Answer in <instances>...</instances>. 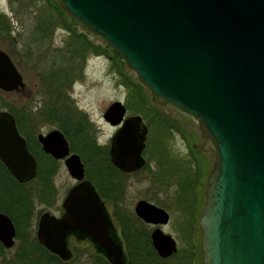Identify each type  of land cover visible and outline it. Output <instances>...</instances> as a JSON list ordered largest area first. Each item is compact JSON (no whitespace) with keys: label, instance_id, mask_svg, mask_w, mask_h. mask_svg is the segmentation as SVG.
<instances>
[{"label":"water","instance_id":"water-1","mask_svg":"<svg viewBox=\"0 0 264 264\" xmlns=\"http://www.w3.org/2000/svg\"><path fill=\"white\" fill-rule=\"evenodd\" d=\"M82 28L115 50L156 103H169L196 119L213 144L215 163L206 182L198 224L202 264H264V0H57ZM23 77L0 47V90L23 89ZM120 100L103 118L119 125L109 139L110 161L124 172L143 165L147 126L125 116ZM125 116V117H124ZM42 150L63 159L76 180L62 200L64 211L40 214L37 240L62 259L70 256L68 233L89 236L110 264L125 256L103 201L84 178L78 153L59 128L37 133ZM0 161L18 182L37 172L35 156L11 112L0 109ZM143 221L167 223L168 212L138 199ZM15 226L0 211V240L14 243ZM152 246L161 257L177 249L155 227Z\"/></svg>","mask_w":264,"mask_h":264},{"label":"rangeland","instance_id":"rangeland-1","mask_svg":"<svg viewBox=\"0 0 264 264\" xmlns=\"http://www.w3.org/2000/svg\"><path fill=\"white\" fill-rule=\"evenodd\" d=\"M52 4L53 0H0V13L11 25L9 33L5 30L0 32V47L9 54L25 82L22 90L9 92L0 90V109L7 110V106H9L19 114L30 112L34 118L38 117L46 100L40 74L50 67V62L54 60L53 57H56L58 50L60 55L65 53L69 30L70 33L74 31L73 33L84 35L93 46L99 48V51L94 50L88 55L86 53L87 57L83 61L81 77H77L70 83V87H66L69 100L73 107L82 112L86 121L91 124V133L94 134L97 144L108 146L109 138L116 130V126L109 124L103 118V112L115 100H120L126 106L130 89L121 82L122 76L127 77L131 83L137 84L136 88L139 87L138 83L140 82L135 72L126 65L122 57L119 55L124 63L113 55L111 48L100 36L82 28L63 9L66 13L63 16L69 23V30L60 25H54L48 37H41L39 40L40 33L36 28L37 20L40 17H47ZM54 12L57 11L54 10ZM68 18L73 19L76 23L70 22ZM38 44H43L42 48L45 46L49 48L48 56L43 60L37 61V59V64H35L32 62L35 59V54L31 56L32 60L29 53H35ZM77 62L79 65L82 64L80 61ZM114 65L117 66L114 67ZM141 85L139 92L144 99L145 109L137 110L132 103V107L126 106L125 115L138 114L148 128L142 150L144 158L142 169L123 175L125 186L122 191H116L119 196V199L115 198L117 203L111 197L100 196L98 190H95L103 201L122 247L127 248L117 217L129 219L137 227L141 226V222L135 218L133 206L138 199H145L163 207L169 213V221L161 228L173 236L178 250H183L190 246L192 240L196 242L200 240V231L193 227L188 236V230L183 228L185 219L182 218L183 211L180 208L187 207L188 214L191 213L193 209L189 208V202L192 204L193 199L197 197V204L200 199L197 215L199 214L205 198L206 180L215 163L214 147L212 142L201 133L196 119L169 103L154 102L149 90L143 84ZM52 128H59L56 122L39 119L36 121V125L30 126L27 131L28 133L32 132L36 138L37 133H46ZM158 155L163 161L159 160ZM80 158L85 169H89L93 183H95L96 161L92 157L86 160L80 155ZM161 163L168 168L169 174L162 175ZM114 175L113 173L110 177ZM51 182L53 192L47 194L50 205H46L47 202L39 200L34 194L33 190L37 186L36 180H32L23 187L25 191L31 192L30 226L21 227L19 235L22 237L17 236L13 246L4 249L0 254V264H20L26 259V264H40L34 254V248H32L35 246L32 232H34L38 215L46 210L57 215L60 212L64 194L75 182L68 174L62 159L57 160V168L51 175ZM94 188L96 187L94 186ZM144 228L149 232L151 225L146 224ZM68 248L71 250L72 256L67 259V262L60 264H92L100 255L91 242L84 239L77 240L71 235L68 236ZM25 250L27 253L24 257L26 258H19V252ZM133 257L136 256L133 255ZM174 260L175 258L168 259L162 263L171 264ZM50 262V260H44V264H50Z\"/></svg>","mask_w":264,"mask_h":264},{"label":"trees","instance_id":"trees-1","mask_svg":"<svg viewBox=\"0 0 264 264\" xmlns=\"http://www.w3.org/2000/svg\"><path fill=\"white\" fill-rule=\"evenodd\" d=\"M54 10H56L57 12H54ZM65 14L66 13L59 7L58 2L56 0H53V4L50 6L49 11L46 15L47 17H40L37 20L36 28L37 30H39L40 33L39 40L41 37L47 38L49 32L52 30L54 25H60L61 27L69 30V23L65 20L63 16ZM68 20L72 23H76L73 19L68 18ZM10 26V22H8L6 17L3 16V14L1 13L0 32L2 30H5L9 33L11 31ZM73 32L70 33L69 30V36L66 39L65 53L60 55V51L58 50V53H56V57L54 56V60H51L50 62V67L45 69L40 74V80L44 89L43 93L44 95H46V100L44 101L45 103L40 109L38 117L34 118L32 113L30 112H24L22 114H19L18 111H14V109L10 108L9 106H7V110L12 112V114L14 115L17 128L26 139L28 150L36 158L37 173L33 180H36L37 186H35L33 191L34 194L39 198V200L43 202H49L47 194H51L53 192L51 175L55 172L57 168V160L52 158L49 154L45 153L41 149V146L37 139L34 137V134L31 131V133H28L27 130L30 126H35L36 121H39V119H45L49 122L57 123L60 130L68 139L71 151L79 153L86 160H89L92 157V159L96 161L95 178L97 183H93V180L91 178L92 174L90 173L89 169H85V174L88 178L91 179L92 183L96 187L95 189L98 190L100 196L106 195V197H111V199H114V202L117 203L116 199H119V196H117V192L122 191L125 186L123 182V175H125V173L116 168L110 162L108 146L97 144L94 134L91 133V124L86 121L85 116L82 112L76 110L73 107L72 103L69 100V96L66 89V87H70V83L74 79H76L77 77H81L83 61L84 59H86L87 55L93 52L94 50L99 51V48L95 45L93 46L91 42L86 37H84V35L76 34ZM42 46L43 44H38V46H36V52L29 53L31 59V56H34L35 54V59L34 61H32L35 62V64H37V59V61H39L40 59L43 60L48 56L47 51L49 48L47 46L42 48ZM110 50L113 55H115L118 59L123 62V60L115 50ZM77 61H80V63L82 64L79 65V62ZM115 66L117 65H114V67ZM119 73L121 74V72ZM121 82L128 86L130 89V94L128 96V99L126 100V106L132 107L133 103L134 108L143 111L145 109V104L143 103L144 99L139 92V87H141L142 85L138 83L139 87L136 88L135 86L137 84L131 83V81L125 76L121 77ZM161 166L162 175L169 174V172L167 171L168 168L164 167L162 163ZM0 172L2 173L1 181L4 182V175L9 174L1 162ZM113 173L115 174L114 176H112L113 187L109 188L108 180L110 175ZM10 178L13 183L14 189L12 192L9 191L10 193H4L5 196L3 195L2 199H0V210L6 212L12 218L13 222L17 227V236L21 237V235H19V230L22 226L24 228L25 225L29 224L31 216V192L25 191L23 187L26 184H29L31 180L30 182L20 184L11 176ZM6 199L12 200L7 205H5ZM135 218L139 220L137 217ZM117 219L118 223L121 226V234L124 238V243L126 245L125 247H127L126 249H141L142 251H144V253H147L146 255L148 258L150 255H152L154 259L159 258L154 249L152 248L148 235V230L144 228L145 224L141 220L139 221L142 225L137 227L133 222L129 221V219H122L121 217H117ZM33 243L36 246H39L40 251H38V253L45 254L43 252L44 249L41 245L37 243L35 239H33ZM2 250L3 247L0 245V252ZM33 250L37 251V249ZM98 251L101 252L100 250ZM25 253H27L26 250L22 252L21 255L24 256ZM48 260L51 261L50 264L61 263L59 258L57 256H54L53 254L49 255ZM135 263L136 261L134 262L133 260L128 261V264ZM92 264L110 263L101 252L100 255L97 256L96 261H94ZM137 264L141 263L138 261Z\"/></svg>","mask_w":264,"mask_h":264},{"label":"flooded vegetation","instance_id":"flooded-vegetation-1","mask_svg":"<svg viewBox=\"0 0 264 264\" xmlns=\"http://www.w3.org/2000/svg\"><path fill=\"white\" fill-rule=\"evenodd\" d=\"M1 14V13H0ZM22 90V89H21ZM114 126H116V128L118 127V125H114ZM110 139V138H109ZM26 140V139H25ZM109 145V144H108ZM143 150V149H142ZM143 157V156H142ZM158 158H159V160L161 161H163V159H161L160 158V155H158ZM60 160V159H59ZM63 160V159H62ZM109 160H110V154H109ZM143 161H144V158H143ZM111 162V161H110ZM112 163V162H111ZM113 164V163H112ZM83 165H84V163H83ZM143 166V165H142ZM142 166L141 167H139L137 170H141L142 169ZM117 168V167H116ZM5 169H6V167H5ZM7 170V169H6ZM120 170V169H119ZM137 170H135V171H137ZM135 171H132V172H135ZM7 172H8V174L14 179V180H16L10 173H9V171L7 170ZM123 173H125V174H127V173H131V172H124V171H122ZM1 175H2V173L0 172V199H2V196L4 195V193L5 192H12L13 191V189H14V186H13V183H12V181H11V178H10V176L9 175H4V182H2L1 181ZM209 175V174H208ZM36 176V175H35ZM35 176L31 179V181L35 178ZM165 176V175H164ZM163 177V176H162ZM84 178H86V179H88L90 182H91V184H92V181H91V179L90 178H88L87 176H86V174H85V167H84ZM17 181V180H16ZM74 181L76 182V180L74 179ZM18 182V181H17ZM27 182H30V180L29 181H27ZM27 182H19L20 184H24V183H27ZM74 182V183H75ZM206 182H207V180H206ZM73 183V184H74ZM72 184V185H73ZM71 185V186H72ZM70 186V187H71ZM69 187V188H70ZM108 187L109 188H112L113 187V180H112V177H109V180H108ZM69 188L67 189V191L69 190ZM67 191H66V193H67ZM9 192V193H10ZM66 193L64 194V196L66 195ZM5 196V195H4ZM64 196H63V198H64ZM205 197H206V185H205ZM6 198V197H5ZM63 198H62V200H63ZM11 200L12 199H9V200H5L4 202H5V205H7L9 202H11ZM49 200V199H48ZM199 200L200 199H198V204H197V197H195L194 199H193V201H192V204H190V202H189V208H191V209H193V211H191V209H190V211H191V213H189L188 214V208L187 207H182V208H180L183 212V215H182V218H184L185 219V223L183 224V228H185V229H187L188 230V236H189V234L191 233V228H193V227H195V228H197L199 231H200V240H197V242L196 241H193L192 240V243L190 244V246H188V247H185L183 250H178V248L176 249V251L174 252V253H172L171 255H169V256H167V257H161V256H159L158 255V253L156 252V249L152 246V248L154 249V251L156 252V254L158 255V259L156 258V259H154L153 258V256L152 255H150L149 256V258L147 257V253H144V251H142L141 249H131V250H129V249H126V248H124L123 247V250H124V256H125V264H128V261L129 260H133L134 262L136 261V263L135 264H137L138 263V261L141 263V264H165V263H162V262H166V260H168V259H173V258H175V260L171 263V264H202V250H201V228H200V226H199V224H198V219H199V216L201 215V211H202V207H203V205H204V202H205V198H204V201H203V204H202V206H201V209H200V212H199V214L197 215V213H198V211H199ZM0 202H1V200H0ZM150 202V201H149ZM1 204V203H0ZM154 204V203H153ZM46 205H50V203L49 202H47L46 203ZM156 205V204H155ZM161 207V206H160ZM163 208V207H162ZM1 212H3V213H5V214H7L6 212H4V211H2V210H0ZM47 211V210H46ZM64 211V208L62 207V201H61V204H60V212L57 214V215H55V214H53V213H51V214H53V215H55V216H60L61 215V213ZM133 211H134V206H133ZM44 212V211H43ZM49 212V211H48ZM42 213V212H41ZM40 213V214H41ZM50 213V212H49ZM135 213V212H134ZM40 214L38 215V218H37V220H36V224H35V228H34V232H32V240L33 239H35L36 241H37V243L39 244V245H41L42 246V248L44 249V253L45 254H40V253H38L37 251H40V248H39V246H34V247H32V248H34V249H37V251H34V254H35V256H36V258H37V261H39L40 262V264H44V260H48L49 259V255L50 254H53L54 256H57L58 258H59V260L61 261V262H67V259H69V258H71V256H72V253H70V256H69V258H67V259H62L61 257H59L57 254H55V253H53V252H51V251H49L43 244H41L38 240H37V237H36V228H37V222H38V219H39V216H40ZM169 214V213H168ZM8 215V214H7ZM136 215V214H135ZM197 215V216H196ZM9 216V215H8ZM10 217V216H9ZM31 217V216H30ZM135 217H137L139 220H141L145 225L146 224H148V225H151V228H150V230H149V232H148V235H149V239H150V232H151V230L152 229H154L155 227H159V228H161L162 226H164L166 223H157V224H153V223H149V222H145V221H143L140 217H138L137 215L135 216ZM196 218V219H195ZM10 219L12 220V218L10 217ZM168 221H169V219H168ZM167 221V222H168ZM12 222H13V220H12ZM13 224H14V226H15V235H14V242H15V238L17 237V227H16V225H15V223L13 222ZM28 226H30V220H29V224L28 225H25L24 226V228H27ZM162 229V228H161ZM74 236V238H76L77 240H80V239H84V240H88V242H91L90 240V238H89V236H86V235H84V234H82V233H68L67 234V237H66V242H67V248H68V236ZM192 235H193V233H192ZM22 237V236H21ZM18 238V237H17ZM92 244H93V242H91ZM150 243H151V240H150ZM14 244V243H13ZM0 245L3 247V250L0 252V254H2L3 253V251H4V249H8V248H10V247H5L4 245H3V243H2V241L0 240ZM152 245V244H151ZM13 246V245H12ZM11 246V247H12ZM93 246H94V244H93ZM176 246H177V244H176ZM23 248H25V247H23ZM22 248V249H23ZM94 248H95V250L97 251V252H99L97 249H96V247L94 246ZM31 250V249H30ZM68 250L71 252V250L68 248ZM127 250H128V252H127ZM178 252H181V253H178ZM21 253L22 252H19V255H20V257L19 258H21V259H23V258H26V257H24V256H22L21 255ZM99 253H101V252H99ZM133 255H135L136 257L134 258L133 257ZM177 255V256H176ZM179 257H184V258H179ZM29 259V258H28ZM162 259H163V261H162ZM150 260V261H149ZM27 263V259L25 260V261H22V263H20V264H26Z\"/></svg>","mask_w":264,"mask_h":264}]
</instances>
